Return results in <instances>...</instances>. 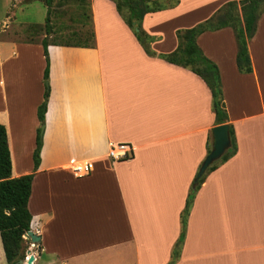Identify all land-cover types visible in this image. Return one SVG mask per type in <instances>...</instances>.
Instances as JSON below:
<instances>
[{"label": "crops", "instance_id": "crops-1", "mask_svg": "<svg viewBox=\"0 0 264 264\" xmlns=\"http://www.w3.org/2000/svg\"><path fill=\"white\" fill-rule=\"evenodd\" d=\"M177 1L142 19L144 32L155 38L150 49L156 56L150 57L112 1L86 0L91 45L49 40L42 126L37 109L44 101L46 62L40 41L0 38V125L11 177L33 171L37 130L43 128L27 203L30 231L40 238L26 251L33 264L170 263L181 214L208 154L214 114L205 83L157 56L177 48L178 30L240 0ZM33 2L0 0V34L6 32L2 22L9 28L17 19L8 18L10 7ZM262 24L264 13L247 43V74L238 71L230 27L196 38L218 69L237 151L196 191L174 264H264V67L253 55ZM110 143L131 145L132 157L111 161ZM87 161H93L90 174L75 177L70 169Z\"/></svg>", "mask_w": 264, "mask_h": 264}, {"label": "trees", "instance_id": "trees-1", "mask_svg": "<svg viewBox=\"0 0 264 264\" xmlns=\"http://www.w3.org/2000/svg\"><path fill=\"white\" fill-rule=\"evenodd\" d=\"M110 1L114 3L118 15L132 31L144 52L150 57H155L156 54L150 49V43H152L155 38L150 37L144 32L141 22L144 15L147 13L163 10L165 8L164 2L169 0ZM172 1L176 4V0ZM42 2L47 8V16L44 21L43 29L45 37L40 40L46 62L43 74L45 83L44 101L37 109V117L41 126L44 124L46 100L48 96V87L46 84L49 70L47 47L49 44L48 36L52 33L49 14L53 0H42ZM263 2L264 0H240L225 3L205 21L198 23L190 29L178 30L176 32L178 40L177 48L169 54L157 56L167 63L188 69L205 83L211 94V109L214 114V127L218 125H227L230 136L229 148L220 160L207 169L206 173L199 179L198 184L191 190L187 197L184 210L181 214V231L179 239L172 251L169 264H174L178 259L186 230V219L196 191L211 172L233 157L237 151L234 128L229 123L228 114L222 97L218 69L215 64L203 55L201 49L196 44V38L204 32H212L230 27L234 32L237 44L236 65L238 71L242 74L251 73L252 68L247 43L256 31V25L260 15L264 13ZM92 41L93 34L90 31L89 37L85 40V43L79 45L89 46ZM41 148L42 132L39 128L37 130L35 149L32 155L33 171L30 174L18 178L11 177L12 167L6 129L3 125H0V240L7 264H18L23 260V253L27 250L23 246L24 243H26L23 236L30 231V223L32 220V216L27 208V203L31 192L32 179L35 171L38 169ZM207 151L208 153L210 151L209 140Z\"/></svg>", "mask_w": 264, "mask_h": 264}, {"label": "rangeland", "instance_id": "rangeland-1", "mask_svg": "<svg viewBox=\"0 0 264 264\" xmlns=\"http://www.w3.org/2000/svg\"><path fill=\"white\" fill-rule=\"evenodd\" d=\"M3 1V0H2ZM28 1H37L31 4H28L25 7L21 5H14L10 7V16L15 15L17 18L9 28H5V23H1V29H6V32L0 34V38L3 39H12L15 41H37L41 40L44 33V25H36V23H44L47 16V8L44 4L40 3L42 0H23L27 3ZM39 1V2H38ZM18 3V2H17ZM176 4L174 1L169 0L165 1V8L173 7ZM172 5V6H170ZM264 5V2H263ZM220 6L219 8H221ZM163 9V10H164ZM89 8L86 0H53L50 8V25L52 29L53 37L48 39L50 41L60 43V44H83L85 40L89 37L90 28H89ZM205 21V20H204ZM17 22V23H16ZM24 23H33V24H23ZM203 22V21H202ZM201 23V22H200ZM197 25V24H196ZM50 35V36H51ZM5 36V37H4ZM253 55L256 61V64L259 67H264V25L260 30H258V36L253 47ZM41 130V126H40ZM24 248L28 249L30 241L25 239ZM26 251H24V258L22 263L26 264L29 260V256ZM33 256V255H32ZM1 264V261H0ZM3 264H6L3 260ZM33 264V262H32Z\"/></svg>", "mask_w": 264, "mask_h": 264}, {"label": "water", "instance_id": "water-1", "mask_svg": "<svg viewBox=\"0 0 264 264\" xmlns=\"http://www.w3.org/2000/svg\"><path fill=\"white\" fill-rule=\"evenodd\" d=\"M43 128L41 127V132ZM210 151L204 158L199 168L198 173L194 179L193 187L198 184L199 179L206 173L207 169L220 160V158L224 155L226 150L230 146V136L227 125H218L212 128L210 135ZM25 239L29 240L34 246L38 245L40 238L34 234L32 231H28L24 236ZM20 261L19 263H22ZM33 256H29V260L26 264H32Z\"/></svg>", "mask_w": 264, "mask_h": 264}, {"label": "built area", "instance_id": "built-area-1", "mask_svg": "<svg viewBox=\"0 0 264 264\" xmlns=\"http://www.w3.org/2000/svg\"><path fill=\"white\" fill-rule=\"evenodd\" d=\"M132 146L126 143H110L107 157L113 162L129 160L132 157ZM93 168V161L75 164L70 170L77 178L88 176Z\"/></svg>", "mask_w": 264, "mask_h": 264}]
</instances>
